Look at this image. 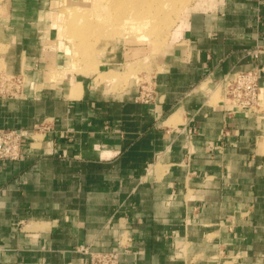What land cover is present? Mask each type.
Wrapping results in <instances>:
<instances>
[{"label":"crops","instance_id":"crops-1","mask_svg":"<svg viewBox=\"0 0 264 264\" xmlns=\"http://www.w3.org/2000/svg\"><path fill=\"white\" fill-rule=\"evenodd\" d=\"M62 1L0 0V76L23 78L0 128L24 134L0 161V264H89L81 245L120 264H264V71L258 112L222 88L264 67V0L200 2L150 81L124 44L81 70Z\"/></svg>","mask_w":264,"mask_h":264},{"label":"rangeland","instance_id":"rangeland-1","mask_svg":"<svg viewBox=\"0 0 264 264\" xmlns=\"http://www.w3.org/2000/svg\"><path fill=\"white\" fill-rule=\"evenodd\" d=\"M202 1L63 0L55 18L81 70L92 69L112 46L124 44L127 70L138 81H150L177 28Z\"/></svg>","mask_w":264,"mask_h":264},{"label":"built area","instance_id":"built-area-1","mask_svg":"<svg viewBox=\"0 0 264 264\" xmlns=\"http://www.w3.org/2000/svg\"><path fill=\"white\" fill-rule=\"evenodd\" d=\"M264 67L251 70H240L227 76L222 81L224 96L233 100L234 106L246 114L250 111L258 112L263 105L260 79ZM23 78L19 76H0V93H10V85L14 94L22 86ZM4 93V94H3ZM0 94V95H1ZM143 100L151 99V92L142 91ZM24 134L20 128H0V161L16 160L22 154ZM78 250L89 256V264H120L121 252L118 250L95 251L90 246L81 245Z\"/></svg>","mask_w":264,"mask_h":264}]
</instances>
